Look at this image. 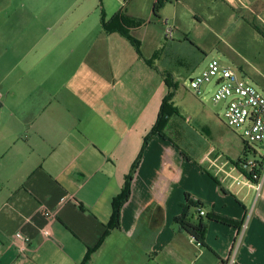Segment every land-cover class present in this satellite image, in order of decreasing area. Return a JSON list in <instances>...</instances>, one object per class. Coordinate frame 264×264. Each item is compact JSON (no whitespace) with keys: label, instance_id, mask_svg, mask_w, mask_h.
Here are the masks:
<instances>
[{"label":"crops","instance_id":"obj_1","mask_svg":"<svg viewBox=\"0 0 264 264\" xmlns=\"http://www.w3.org/2000/svg\"><path fill=\"white\" fill-rule=\"evenodd\" d=\"M156 1L0 0V264H84L91 250L86 264H222L234 248L237 264H264V181L260 197L245 184L234 196L168 126L151 135L172 74L147 63V33L138 37ZM220 1L264 16L259 0ZM118 13L142 57L104 30ZM127 183L120 228L98 246ZM187 199L203 203L192 210L205 213L203 244L175 223Z\"/></svg>","mask_w":264,"mask_h":264},{"label":"rangeland","instance_id":"obj_2","mask_svg":"<svg viewBox=\"0 0 264 264\" xmlns=\"http://www.w3.org/2000/svg\"><path fill=\"white\" fill-rule=\"evenodd\" d=\"M119 1L122 0H114L118 4ZM259 1L257 8L253 7L255 11L264 6V0ZM235 5L237 8L220 0H173L162 5L156 15L154 6H148L147 32L142 30L138 36L142 38L147 33L144 50L147 56L153 55L147 61L157 63L155 69L162 75L167 70L172 72L173 75L165 76H174L177 86L176 91L171 90L174 112L169 117L168 137L197 166L206 162L203 164L206 172L228 186L234 196L243 185L238 184L239 180L246 182L244 174L236 168L237 160H262L264 149L260 145L247 148L225 124L223 104L216 105L210 98L215 91L213 86L206 87L211 92L201 100L189 90L188 81L217 59L264 93V36L252 26L264 33L260 19L264 16L261 11L258 16L241 4ZM166 20L169 26L178 28L172 40L165 38ZM138 37L134 38L139 40ZM174 41L176 44L171 45ZM221 162L226 165L220 166ZM226 171H235V177L230 178ZM254 194L249 200L255 198Z\"/></svg>","mask_w":264,"mask_h":264},{"label":"built area","instance_id":"obj_3","mask_svg":"<svg viewBox=\"0 0 264 264\" xmlns=\"http://www.w3.org/2000/svg\"><path fill=\"white\" fill-rule=\"evenodd\" d=\"M124 3H129L132 0H122ZM165 38L172 40L175 29L165 22ZM189 82V90L198 99H205L211 92V89L206 91V87L213 86L214 93L211 94V101L224 106V121L225 124L236 133L244 145L252 149L260 145L264 149V93L256 86L251 84L245 78H241L233 69L221 63L220 60L214 59L197 75L192 76ZM2 94L0 92V100ZM254 161L248 162L243 160L237 166L244 174L246 182L239 180L238 184H245L252 187L257 194L261 196L263 189V175L256 173L258 163ZM224 162L220 166H225ZM68 199H64L62 204L67 203ZM204 216V212H200ZM45 216L50 218L54 213L46 211ZM244 226V225H243ZM246 227V226H244ZM242 227V228H244ZM45 239L52 238V231L49 228H44L41 231ZM17 239L22 245L18 246L21 252L27 250L28 239L23 233L17 234ZM222 264H236L235 251Z\"/></svg>","mask_w":264,"mask_h":264},{"label":"trees","instance_id":"obj_4","mask_svg":"<svg viewBox=\"0 0 264 264\" xmlns=\"http://www.w3.org/2000/svg\"><path fill=\"white\" fill-rule=\"evenodd\" d=\"M171 1H173V0H157L156 4L154 6V14L155 15L157 14V11L159 10V8L162 5H164L166 2H171ZM122 23H126L129 25L131 24L124 14L118 13L107 23L105 21H103V28L108 33L118 32L121 35H123L124 37H126L131 42V44L135 47L137 54L140 57H142L141 43L139 42V40H136L133 36H131L122 27ZM253 27L259 34L264 36L263 31L259 27L254 26V25H253ZM147 63L152 65L148 61H147ZM166 84H167V87L169 88V92H168L167 96L165 97V99L163 100L159 119H158L157 124L155 125L151 135H154L156 133L164 134V130L168 126V123L170 120L169 117H170L171 113L174 112V109L171 107V101H172L171 95H173L171 93V90L174 89V91H176L177 86H176L175 82H173V79L171 78L170 75L168 77H166ZM242 161H243L242 159H239L237 161L236 165L239 166L242 163ZM258 164L259 165L256 168V173L258 175H264V159H262V161L259 162ZM129 189H130L129 184L127 183V185L125 186V188L123 190V193L113 201V216H112L111 222L108 224L107 231L104 234V236H103V238H102V240L98 246H100L103 243V241L106 239V237L110 234V232L113 229L120 228L121 210H122V207L124 206V204L128 201V199L130 197V190ZM187 200H188L187 201L188 203L186 205H184L183 213L175 219V223L181 229H183L185 232H187L189 235H191L193 238H195L199 243L203 244V242L206 238V234H207V228H208L207 221L205 219H203L202 216H199V218L196 219L195 214L192 213L193 209L202 208L203 203H201L200 201L199 202L192 201L190 199H187ZM208 219H209V221L210 220H217V221L222 222L224 224H228L230 226L238 227L239 229L242 227L241 223H239V222H236V221L231 220V219H226L223 217H218L215 215L210 216ZM92 253H93V250H91L88 253V255L84 261V264H86L90 260V256Z\"/></svg>","mask_w":264,"mask_h":264}]
</instances>
